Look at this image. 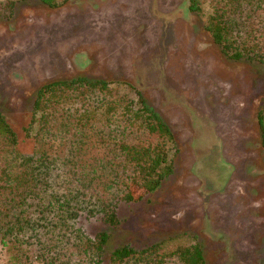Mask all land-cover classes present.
<instances>
[{
  "label": "rangeland",
  "instance_id": "1",
  "mask_svg": "<svg viewBox=\"0 0 264 264\" xmlns=\"http://www.w3.org/2000/svg\"><path fill=\"white\" fill-rule=\"evenodd\" d=\"M0 0V114L31 154L24 128L37 91L78 77L128 84L169 126L177 154L158 190L122 207L115 247L173 238L201 243L204 264H264V161L257 111L264 67L231 62L204 29L207 4L68 0L7 10ZM9 219L21 216L13 209ZM97 220L85 225L95 232ZM5 252L0 248V264Z\"/></svg>",
  "mask_w": 264,
  "mask_h": 264
},
{
  "label": "trees",
  "instance_id": "2",
  "mask_svg": "<svg viewBox=\"0 0 264 264\" xmlns=\"http://www.w3.org/2000/svg\"><path fill=\"white\" fill-rule=\"evenodd\" d=\"M68 0L37 2L58 9ZM208 13L204 29L231 62L264 67V0H188ZM128 84L78 77L43 85L24 136L31 154L0 114V248L3 264H204L201 243L168 249L173 238L105 247L122 207L159 189L177 147L164 119ZM264 161V99L256 115ZM13 209L21 216L9 219ZM101 227L89 232L85 225Z\"/></svg>",
  "mask_w": 264,
  "mask_h": 264
}]
</instances>
